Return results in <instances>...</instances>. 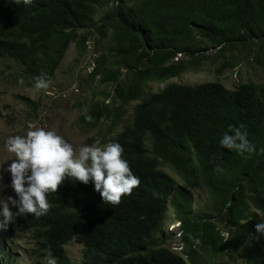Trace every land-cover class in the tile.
Returning a JSON list of instances; mask_svg holds the SVG:
<instances>
[{
  "label": "trees",
  "instance_id": "16d2710c",
  "mask_svg": "<svg viewBox=\"0 0 264 264\" xmlns=\"http://www.w3.org/2000/svg\"><path fill=\"white\" fill-rule=\"evenodd\" d=\"M95 39L98 55L86 82L97 89L76 124L121 144L140 185L113 206L91 181L65 178L48 195L46 215L16 216L0 228V264L15 262L13 231L30 233L34 264L49 253L57 264H72L64 249L70 242L81 245V264H197L202 252L215 261L223 255L264 264V238L256 225L246 229L255 211L264 217V82L228 89L176 81L156 92L149 86L206 62L216 76L243 59L264 68V0L0 1V61L10 64L12 84L22 79L35 87L42 73L51 81L71 45L80 56ZM14 98L28 120L38 118V101ZM230 126H243L255 152L242 156L220 146ZM164 167L207 194L199 215L191 192ZM168 210L182 223V256L159 238Z\"/></svg>",
  "mask_w": 264,
  "mask_h": 264
},
{
  "label": "rangeland",
  "instance_id": "374dc122",
  "mask_svg": "<svg viewBox=\"0 0 264 264\" xmlns=\"http://www.w3.org/2000/svg\"><path fill=\"white\" fill-rule=\"evenodd\" d=\"M2 1V0H0ZM99 44L95 39L90 45L86 53L78 55L75 45H71L66 51L64 58L54 78L50 81V88L47 94L44 90H36L35 87H26L24 85L10 83L11 70L7 67L9 63L0 61V198H7L8 196L15 197L14 190L11 188V175L7 172V167L14 159V154L8 153L5 148V142L10 136L26 135L29 131V125H36L45 130L54 131L62 136L68 143L73 145L74 150L78 153L80 147L90 144V139L93 144L99 141V146H104L110 143V138L97 137V132L94 130H81L78 128L76 122L84 109L82 104L89 99L92 92L97 87L95 84L86 82V75L90 70L94 58L98 55ZM203 66L198 70L189 69L182 74L180 78L171 79L161 83L149 84L150 89L155 92L160 89L166 82H179L182 84H201L209 82H219L228 89H234L239 84L252 81L254 83L264 82V68L253 63L246 62L244 59L241 64L234 71H227L222 76H216L212 72L209 62L202 64ZM5 74V79L2 81V75ZM25 96L33 101H38V118L36 120H28L26 109L22 104L15 100V96ZM107 124L100 130H105ZM120 128L116 131L119 132ZM116 132L111 135L114 137ZM102 142V143H101ZM164 167L163 171L173 178L178 186L184 187L191 192L193 197V213L199 215L202 208L207 204V194L203 190H194L186 186L175 172L170 168ZM67 178V177H66ZM256 212V213H255ZM254 212L253 220L246 222V229L250 230L253 224L257 225L264 219L258 211ZM176 221L171 211L165 215L166 228ZM175 224V223H174ZM171 226V225H170ZM174 232L171 234V229H165L159 234V238L165 240V245L170 250H177L180 243L178 239L174 238ZM13 244L17 248L15 262L13 264H34L36 260L35 255L29 253L32 249L30 243V233L27 231L11 232ZM170 233V234H168ZM225 237L227 235L222 232ZM65 251L72 262V264L82 263V247L79 244L70 242L65 245ZM207 253H200L201 261L197 264H242L241 260L233 261L227 256L221 255L216 261L210 256L207 258ZM46 264L43 258L39 259ZM39 261V262H40ZM40 262V263H41ZM186 264H192L186 261Z\"/></svg>",
  "mask_w": 264,
  "mask_h": 264
},
{
  "label": "clouds",
  "instance_id": "9594fccd",
  "mask_svg": "<svg viewBox=\"0 0 264 264\" xmlns=\"http://www.w3.org/2000/svg\"><path fill=\"white\" fill-rule=\"evenodd\" d=\"M24 2L31 3V0ZM19 83L23 85L24 81L21 79ZM49 88L50 80L46 74L35 78L36 90H44L51 95ZM242 127L230 126L229 131L223 134L220 146L242 156L255 152V146L248 140V133L242 131ZM99 143L84 145L77 153L62 136L36 125H29L26 135L10 136L5 148L8 153L14 154V159L6 170L11 175V188L15 197L0 198V217L3 218L0 228L12 224L16 216L32 214L39 218L46 215L51 207L48 195L56 193L66 177L85 185L91 181L104 204L119 205L122 198L130 195L141 181L124 158L121 144L110 142L101 147ZM215 171L223 173L224 169L218 167ZM13 208L17 209L15 213ZM174 223L164 227L163 232L170 228L172 234L176 230L173 236L180 243L182 223L178 220ZM255 231L258 237L264 238V219L256 225ZM196 242L199 243L198 240ZM177 248L180 254L176 253L177 250L167 249L182 256V246ZM45 261L46 264H57V259L51 253L45 257Z\"/></svg>",
  "mask_w": 264,
  "mask_h": 264
}]
</instances>
